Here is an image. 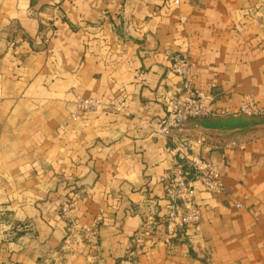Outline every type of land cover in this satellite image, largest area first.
I'll list each match as a JSON object with an SVG mask.
<instances>
[{
  "label": "crops",
  "instance_id": "1",
  "mask_svg": "<svg viewBox=\"0 0 264 264\" xmlns=\"http://www.w3.org/2000/svg\"><path fill=\"white\" fill-rule=\"evenodd\" d=\"M179 55L214 113L165 137ZM247 98L264 109V0H0V264H264V119L236 114ZM78 99L102 106L73 119ZM180 153L221 164L224 193L194 183L199 231L170 236Z\"/></svg>",
  "mask_w": 264,
  "mask_h": 264
},
{
  "label": "built area",
  "instance_id": "2",
  "mask_svg": "<svg viewBox=\"0 0 264 264\" xmlns=\"http://www.w3.org/2000/svg\"><path fill=\"white\" fill-rule=\"evenodd\" d=\"M192 64L185 55L175 56L171 64V72L181 81V92L173 97H166L167 116L162 122L159 132L167 137L173 131L180 129L186 123L207 118L213 115L214 110L206 104L212 100L202 91L194 88L190 82ZM111 112L119 113L125 107L122 98L108 104ZM102 106L97 99H78L71 118L78 119L84 113H91ZM239 112L248 118H264V109L259 108L252 99L247 98L240 104ZM222 165L199 156L188 157L178 154L172 168L166 174V197L168 206L164 224L166 232L175 236L179 232L199 231L200 212L194 200V183L203 191L211 195L224 193ZM76 206V200L70 199L60 206V216L65 219ZM240 205L238 204V207ZM86 241L91 247L97 246L96 227L83 228ZM144 242L143 234H139L132 241L133 248H139Z\"/></svg>",
  "mask_w": 264,
  "mask_h": 264
},
{
  "label": "rangeland",
  "instance_id": "3",
  "mask_svg": "<svg viewBox=\"0 0 264 264\" xmlns=\"http://www.w3.org/2000/svg\"><path fill=\"white\" fill-rule=\"evenodd\" d=\"M239 108H240V106H239ZM236 114H239L240 116L246 117V116L242 115L241 112H239V109L236 112ZM246 118H248V117H246ZM258 119H264V118H258ZM13 230H14V228H13V225L11 224V221H8L5 219L0 220V240L3 238H7V240L11 239Z\"/></svg>",
  "mask_w": 264,
  "mask_h": 264
}]
</instances>
